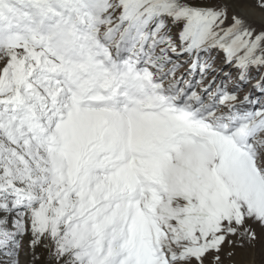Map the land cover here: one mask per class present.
Listing matches in <instances>:
<instances>
[{"label": "rangeland", "instance_id": "1", "mask_svg": "<svg viewBox=\"0 0 264 264\" xmlns=\"http://www.w3.org/2000/svg\"><path fill=\"white\" fill-rule=\"evenodd\" d=\"M250 1L0 0V264H264Z\"/></svg>", "mask_w": 264, "mask_h": 264}, {"label": "bare ground", "instance_id": "2", "mask_svg": "<svg viewBox=\"0 0 264 264\" xmlns=\"http://www.w3.org/2000/svg\"><path fill=\"white\" fill-rule=\"evenodd\" d=\"M243 1H245L246 3H252L250 0H243ZM207 13V12H206ZM242 17H244V18H248V19H251V17H254L255 15H256V13L254 12V10H248V9H244V10H242V12H241V14H240ZM149 17V16H148ZM144 19V18H143ZM237 24V23H236ZM233 26L229 29L230 31H232L233 30ZM223 30V29H222ZM224 32V31H223ZM229 34V33H228ZM210 35V34H209ZM249 39V38H248ZM236 42V41H235ZM244 46V45H243ZM11 77V76H10ZM253 89V88H252ZM88 103V102H87ZM90 104H91V102H90ZM123 158V157H122ZM108 162V161H107ZM64 167V166H63ZM115 168V167H114ZM77 171V170H76ZM88 177V176H87ZM85 179V178H84ZM98 179V178H97ZM112 181V180H111ZM91 183V182H90ZM101 185V184H100ZM120 192V191H119ZM108 194V193H107ZM103 227V226H102ZM116 238V237H115ZM24 248V247H23ZM188 249H190V248H188ZM20 252V251H19ZM22 253V252H21ZM5 261H7V260H5ZM22 262V261H21ZM23 263V262H22Z\"/></svg>", "mask_w": 264, "mask_h": 264}]
</instances>
